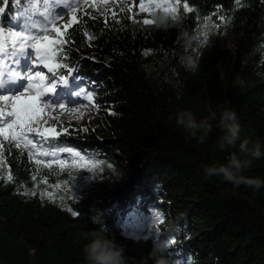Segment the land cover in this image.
Returning <instances> with one entry per match:
<instances>
[{
    "label": "trees",
    "instance_id": "16d2710c",
    "mask_svg": "<svg viewBox=\"0 0 264 264\" xmlns=\"http://www.w3.org/2000/svg\"><path fill=\"white\" fill-rule=\"evenodd\" d=\"M94 2L81 3L77 23L67 30L72 44L57 60L74 71L58 69L68 83L56 86V101L67 105L66 89L71 95L86 88L99 108L86 103L93 108L87 132L56 130L60 136L40 150L72 147L96 167H84L87 160L75 167L65 153L63 166H48L31 146L18 149L0 138V264H83L84 234L101 228L133 257L175 239L168 253L173 264H264V187H234L203 171L227 163L239 142L221 149L219 117L203 142L176 124L182 109L200 118L231 108L243 126L241 138L264 143V0H187L195 11L181 6L184 27L200 41L203 17L229 20L210 25L207 44L187 50L175 28L157 30L127 18L149 15L138 12L139 0ZM23 6L0 4L6 13L0 22ZM186 54L198 60L195 69L182 63ZM245 175L264 178V158ZM33 191L37 195L26 194Z\"/></svg>",
    "mask_w": 264,
    "mask_h": 264
},
{
    "label": "snow or ice",
    "instance_id": "6c2138e0",
    "mask_svg": "<svg viewBox=\"0 0 264 264\" xmlns=\"http://www.w3.org/2000/svg\"><path fill=\"white\" fill-rule=\"evenodd\" d=\"M9 2L10 0H0V4L5 6H8ZM102 2L107 4L109 0H102ZM81 3L89 4V0H11L14 6L21 4L24 6L17 8L15 12L7 13V22H0V89H3L5 83L9 81L26 83L15 93L0 94V138L14 144L18 149L21 145L31 146L36 155L48 158V166H51L53 162L63 166L64 161L59 157L61 153H66L69 159L87 160L88 163L83 166L92 169L96 167L97 162L82 156L81 152L72 147L40 150L50 142L49 137L55 140L60 136L55 128L42 129L41 121L46 115V109L64 110L68 106L63 103L55 105L45 102L43 98L49 93H54L58 84L68 83V75L59 72L58 69H67L69 74L74 71L67 63L58 62L57 57L64 60L66 46L72 44L71 39L65 37L68 36L67 30L78 21L75 13ZM235 3L239 5L241 0H235ZM91 6L95 7L94 0ZM181 6L184 13L195 11L189 6L187 0H184L183 4L182 0H139L138 12L149 15L139 21L132 15L127 18L133 23L139 22L143 26H149L154 23L151 19L153 10H164L175 15L181 13ZM68 11L73 13L70 22L57 26V21L61 20ZM123 11L124 9L121 8L120 12ZM128 11L131 13V6ZM5 14V7H0V16ZM112 20L115 23L120 22L115 11L112 12ZM104 22L107 25V16ZM228 22V18L223 14L218 15V22L215 23L212 22V16L203 17L200 33L204 39L200 43L207 44L210 37L208 31L210 25L220 28L226 26ZM42 69L47 70V75ZM76 95L84 97L86 101L99 108V105L94 102L92 92L86 88H81ZM83 131L87 132L88 129L85 128ZM29 134L34 136L30 138ZM35 137H39V141L34 143ZM37 143L40 145L39 149ZM3 148L4 145L0 143V152ZM35 163L44 164L45 160L37 159ZM32 179L35 180L36 177L33 176ZM7 180L12 181L13 176L9 174ZM43 183L46 184L47 180H43ZM26 194L37 195L35 191ZM45 194L51 197L50 193H42V195ZM69 211L74 216L79 215L76 211L71 209ZM159 219L160 215L157 213V220ZM175 243V239H169V245Z\"/></svg>",
    "mask_w": 264,
    "mask_h": 264
},
{
    "label": "clouds",
    "instance_id": "9594fccd",
    "mask_svg": "<svg viewBox=\"0 0 264 264\" xmlns=\"http://www.w3.org/2000/svg\"><path fill=\"white\" fill-rule=\"evenodd\" d=\"M151 19L154 23L149 27L154 29L167 31L175 28L177 41L186 50L200 43V37L184 27L182 14L173 15L168 11L153 10ZM182 63L189 70L198 66V60L191 54L184 55ZM221 79H223V74H221ZM218 117L221 149L236 147L239 142L238 152L230 153L227 163L204 165L205 177L220 178L234 187L246 185L254 190L261 189L264 187V178L245 175V170L252 166L253 161L264 158V143L259 137L253 139L251 135L241 138L243 126L234 109L223 108L219 113L210 110L207 116L200 118L192 110L182 109L176 114V124L190 136L203 142L213 131L212 122ZM83 238L86 241L82 248L83 264H173L168 255L169 239L154 243L146 255L133 257L127 255L126 247L118 243L114 237L110 238L103 228L86 233Z\"/></svg>",
    "mask_w": 264,
    "mask_h": 264
},
{
    "label": "rangeland",
    "instance_id": "374dc122",
    "mask_svg": "<svg viewBox=\"0 0 264 264\" xmlns=\"http://www.w3.org/2000/svg\"><path fill=\"white\" fill-rule=\"evenodd\" d=\"M71 16L67 17V14L64 15V17L59 20L60 23L58 24H65L70 22ZM42 70L45 71V74L47 75V70ZM24 83L26 82H6L4 88L0 89V94L15 93L24 86ZM5 89H7V91H4ZM65 91V100L66 102H69L67 103V109H46V115L41 121V128H55L56 130L61 129L62 131H69L71 128H74L75 131L83 132V129H87L90 125L93 124V121L91 120L93 116V108L90 105L86 104L89 101H86L84 97L78 96L74 92H72L71 95H68V92H71L70 89H66ZM59 93L60 90H56L54 93H49L43 98V100L45 102H49L52 100L54 101L55 105H59L61 103L56 101ZM67 96L69 98H67ZM82 100H84V102ZM73 109H75V111ZM68 160H70L71 165H74L75 167H79L85 163V161H81L76 158H68Z\"/></svg>",
    "mask_w": 264,
    "mask_h": 264
}]
</instances>
